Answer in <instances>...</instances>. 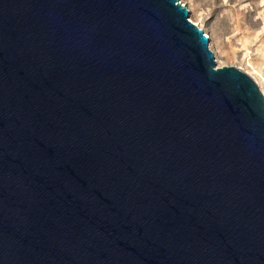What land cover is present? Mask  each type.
I'll use <instances>...</instances> for the list:
<instances>
[{"label": "water", "instance_id": "water-1", "mask_svg": "<svg viewBox=\"0 0 264 264\" xmlns=\"http://www.w3.org/2000/svg\"><path fill=\"white\" fill-rule=\"evenodd\" d=\"M0 264H264V90L184 0H0Z\"/></svg>", "mask_w": 264, "mask_h": 264}, {"label": "rangeland", "instance_id": "rangeland-1", "mask_svg": "<svg viewBox=\"0 0 264 264\" xmlns=\"http://www.w3.org/2000/svg\"><path fill=\"white\" fill-rule=\"evenodd\" d=\"M209 34L218 66H237L264 90V0H184Z\"/></svg>", "mask_w": 264, "mask_h": 264}]
</instances>
